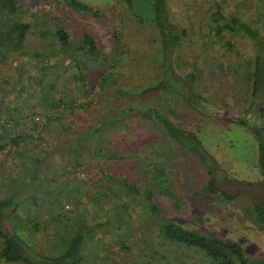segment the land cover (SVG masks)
Listing matches in <instances>:
<instances>
[{
	"label": "trees",
	"instance_id": "obj_1",
	"mask_svg": "<svg viewBox=\"0 0 264 264\" xmlns=\"http://www.w3.org/2000/svg\"><path fill=\"white\" fill-rule=\"evenodd\" d=\"M122 1L135 25L154 35L158 45L152 57L144 48L137 51L139 46L129 50L120 30L110 37L114 48L109 57L100 52L92 33L83 29L72 36L57 17L53 50H24L31 27L24 17L12 22L6 44L0 41V63L14 68L9 75L0 69V264H87L99 254L103 264L108 258L117 263V251H130L135 243L146 249L138 264H148L147 259L179 264L188 251L194 252V264H264L231 240L163 217L156 196L170 200L174 209L181 202L168 174L171 162L151 149L150 139L129 146L121 135L132 126L130 120L151 119L166 141L198 158L208 197L232 199L214 186L213 159L195 131L185 126L182 110L166 101L179 98L198 111L188 94L200 86L203 92L192 96L214 112L220 109L212 102L235 100L229 73L238 74L240 60L231 56H237L240 43L250 45L257 58L264 54L260 26L241 18L236 9L227 10L225 0H204L203 13L188 18V25L168 17L167 0ZM64 2L82 17H104L102 9L80 0ZM17 4L0 0V21L17 12ZM192 42L203 50L175 52ZM124 53L130 59L124 61ZM147 64L153 77L141 69ZM258 65L256 60L245 112L257 95ZM220 88L224 93L219 99ZM24 92L31 93L17 96ZM9 93H16L13 102ZM222 119L252 133L264 179V126L241 117ZM162 150L169 152L168 142ZM50 156L51 172H43ZM252 205L257 212L253 220L261 226L264 206L254 200ZM144 223L152 227L143 229ZM37 236L48 241L52 254L36 250Z\"/></svg>",
	"mask_w": 264,
	"mask_h": 264
},
{
	"label": "rangeland",
	"instance_id": "obj_2",
	"mask_svg": "<svg viewBox=\"0 0 264 264\" xmlns=\"http://www.w3.org/2000/svg\"><path fill=\"white\" fill-rule=\"evenodd\" d=\"M80 1L102 9L105 13L104 17L100 19L82 17L78 12L70 9L64 0H17L18 11L9 14L10 16L6 15L0 21L1 45H5L7 38L12 36L8 29L12 22L24 17L25 20L30 19L31 21L30 34L24 44V50L30 52L32 50L44 52L53 50L52 23L53 18L57 17L72 36L83 29L92 33L99 45L100 52L107 53L109 57L112 56L109 52L114 48V43L111 42L110 37L114 36L118 30L122 33V41L128 45L129 50L139 46L137 51L144 48L152 57L154 48L158 45L154 35L149 30L138 28L135 25L122 0ZM225 2L228 4L227 10L236 9L244 20H255L256 25L260 26L261 34L264 35V15H260L261 11L264 10V0H246L245 4H241L238 0H225ZM203 4L204 0H167L166 9L168 17L172 21L179 25H188V18L190 20L192 18L197 19L203 13ZM257 17H259L258 20H256ZM191 38L193 37L191 36ZM186 46H189V49L185 48ZM197 46L195 42H192L189 45H182L175 52L184 54L183 52L189 50V53L191 51L200 53L203 49ZM238 48L237 56L234 54L231 56V59L240 60L238 74L236 72L235 74L229 73V81L232 77L234 79L231 81L233 85H230L229 88L234 89L232 92L236 93V98L233 97L235 100H232L227 97L226 103L220 100L219 102H212L219 106L221 112L220 110L214 112V107L203 106L200 100L193 97L194 94L203 92L201 86L199 89L197 87L193 93L188 94L189 101L200 112L191 109L189 106H183L179 98L166 101L170 106H178L182 110L185 126L195 131L213 159L211 172L214 178V186L219 192L231 195L232 199L221 194L208 197L203 191L206 175L198 165V158L195 156L193 158L191 154L177 149L170 141H166L159 128L152 126L153 121L151 119L137 117L139 122L130 120L132 126L127 131L122 132L121 135L124 138L123 141L129 146L137 145V143L141 145L144 144L143 141L146 142L150 139V142H153L151 149L159 157L163 156L164 160L171 162L168 174L172 176L173 186L181 194V202L179 208L174 209L170 200L156 196L155 202L163 217L171 219L186 229L204 234L210 232L221 238L231 240L241 247L247 257L264 259V221L259 226L253 220L257 212L252 201L254 200L257 204L264 206V179L257 166L256 141L245 126L228 123L222 119L224 116L234 119L241 117L252 126H264V54L260 55L259 58L255 57V52L251 46L245 43H240ZM124 56V61L126 58L130 59L127 53H124ZM256 60L259 64L257 95H255L253 104H250V109L245 112L244 109L249 101L251 91L252 69ZM0 69H4L6 75H9L14 68L7 63H0ZM125 69L129 68L126 67ZM141 69H145L146 75L154 76V73L150 72L152 68L149 64L143 65ZM28 71L31 72V69ZM220 90L221 88L219 89V99L224 93ZM28 93L31 92H27V94L24 92L22 96H19L18 93L17 96L24 97L29 95ZM15 95L16 93H9L8 101L13 102ZM157 105H162V102L157 103ZM232 111H236L238 114L233 115ZM239 112L241 113L239 114ZM137 136L138 141L136 140ZM64 141L60 140L61 143ZM167 142L170 150L168 153H164L162 149ZM52 158L50 156L42 164L43 172H51ZM59 176H61L60 172ZM142 227L145 229L152 226L144 223ZM38 239L37 244L34 245L36 250L41 254H52L49 249L50 244L48 247V241L44 238ZM131 248L130 251L123 253L118 250L117 263L108 258L106 264H138L140 260H145L146 249L143 245L135 243ZM156 249L159 250L160 248L157 247ZM102 256L103 254H99L95 259L90 258L91 261L87 264H103ZM169 257H171L170 254ZM195 260L194 252L188 251L183 262L179 264H194ZM147 261L148 264H164L161 260L151 261L147 259ZM52 263V261L46 260L43 264Z\"/></svg>",
	"mask_w": 264,
	"mask_h": 264
}]
</instances>
